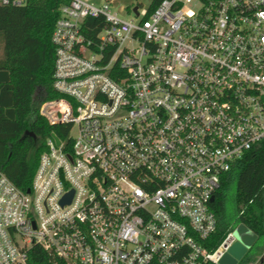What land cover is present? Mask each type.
I'll return each instance as SVG.
<instances>
[{"label": "built area", "instance_id": "2783aa9c", "mask_svg": "<svg viewBox=\"0 0 264 264\" xmlns=\"http://www.w3.org/2000/svg\"><path fill=\"white\" fill-rule=\"evenodd\" d=\"M111 4L59 6L57 96L38 114L66 133L29 191L0 170V264L33 246L65 264H218L236 240L231 224L213 247L211 203L264 141V0H160L129 20Z\"/></svg>", "mask_w": 264, "mask_h": 264}, {"label": "trees", "instance_id": "16d2710c", "mask_svg": "<svg viewBox=\"0 0 264 264\" xmlns=\"http://www.w3.org/2000/svg\"><path fill=\"white\" fill-rule=\"evenodd\" d=\"M67 1L27 0L22 6L0 4V170L24 192L31 189L46 138L52 130L62 133L61 127L49 125L38 114V107L44 99L57 96L52 87L51 33L59 6ZM159 1L152 0L148 12ZM97 22L98 19L88 18L91 26ZM230 187H234V219L225 211L226 191ZM211 206L218 222L213 247L232 223H243L257 235L256 242L238 264L247 262L264 241V141L246 152L222 176ZM28 264L65 263L33 246Z\"/></svg>", "mask_w": 264, "mask_h": 264}, {"label": "rangeland", "instance_id": "374dc122", "mask_svg": "<svg viewBox=\"0 0 264 264\" xmlns=\"http://www.w3.org/2000/svg\"><path fill=\"white\" fill-rule=\"evenodd\" d=\"M105 1H111V0H90V2L96 5H100ZM151 1L152 0H112L111 9L112 11L116 12L120 17L129 20L134 18V14L132 13L133 7L138 6L140 12L142 13L148 8ZM1 54H2V44L0 43V56ZM233 192H234V187H230L226 191L225 211L230 219L235 218V208L232 201ZM232 224H234V228L232 232L235 239H237L235 232L239 228H243L245 230L248 239L250 241V244L257 238V235L247 226H245L243 223H232ZM243 264H264V241L261 242V244L258 246V249L255 252H253V254L248 258L247 262Z\"/></svg>", "mask_w": 264, "mask_h": 264}, {"label": "water", "instance_id": "95a60500", "mask_svg": "<svg viewBox=\"0 0 264 264\" xmlns=\"http://www.w3.org/2000/svg\"><path fill=\"white\" fill-rule=\"evenodd\" d=\"M137 7L135 6L133 10L136 12ZM34 136L33 134H31ZM58 142V138H56ZM29 191V190H27ZM214 198L212 197L211 200ZM70 195L64 198L63 202L69 201ZM237 239L233 242L231 246L228 247L223 256L219 259L218 264H238L243 258L246 252L254 245L257 238L250 244L248 236L243 228H239L235 232ZM250 245V246H249Z\"/></svg>", "mask_w": 264, "mask_h": 264}, {"label": "flooded vegetation", "instance_id": "af4514ba", "mask_svg": "<svg viewBox=\"0 0 264 264\" xmlns=\"http://www.w3.org/2000/svg\"><path fill=\"white\" fill-rule=\"evenodd\" d=\"M242 259H243V258H242ZM242 259H241V260H242ZM241 260H240V261H241ZM240 261H239V262H240Z\"/></svg>", "mask_w": 264, "mask_h": 264}, {"label": "crops", "instance_id": "0c3cea01", "mask_svg": "<svg viewBox=\"0 0 264 264\" xmlns=\"http://www.w3.org/2000/svg\"><path fill=\"white\" fill-rule=\"evenodd\" d=\"M112 1V0H111Z\"/></svg>", "mask_w": 264, "mask_h": 264}]
</instances>
